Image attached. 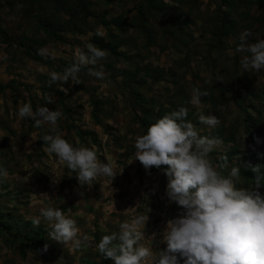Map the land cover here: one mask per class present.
<instances>
[{"label":"rangeland","instance_id":"374dc122","mask_svg":"<svg viewBox=\"0 0 264 264\" xmlns=\"http://www.w3.org/2000/svg\"><path fill=\"white\" fill-rule=\"evenodd\" d=\"M158 2L160 12H150L147 0H0V166L9 173L0 183V264H114L102 259L99 240L118 232L122 222L147 214L142 243L154 254L165 249L166 221L178 207L167 200L162 171L152 168L149 175L133 160L134 142L181 106L201 135L221 139L210 159L226 163L225 174L239 165L240 185L251 187L254 179L243 174L253 173L245 166L260 165L264 172V70L243 72L242 54L235 50L246 29L264 38V0H250L231 13L239 27L220 45L211 29L226 9L221 0ZM140 6L144 20L137 16ZM115 16L126 22L124 32L112 23ZM97 29L106 35L96 36ZM88 43L109 53L100 62L105 79L88 75L85 67L78 74L81 84L64 85L67 93L60 85L49 87L48 73L63 72ZM40 48L55 52L56 59L38 55ZM193 88L209 92L199 107L190 103ZM44 95L55 103L45 105ZM24 103L34 111L47 106L63 112L58 121L63 137L95 149L102 162L111 160L119 173L112 184L101 178L81 187L76 173L45 151L41 137L49 125L36 128L31 119L18 118ZM200 114L215 115L221 123L209 129L199 123ZM41 207L74 218L90 246L73 252L50 239L45 221L40 226L31 221ZM45 244L48 251H39Z\"/></svg>","mask_w":264,"mask_h":264},{"label":"clouds","instance_id":"9594fccd","mask_svg":"<svg viewBox=\"0 0 264 264\" xmlns=\"http://www.w3.org/2000/svg\"><path fill=\"white\" fill-rule=\"evenodd\" d=\"M95 35L104 37L106 34L97 29ZM86 49H77L73 62L63 72L48 73L49 87L60 85L59 89L67 93L69 89L64 85L81 84L78 74L85 67L88 75L105 79L100 62L107 59L108 51L91 43ZM235 50L242 54L243 72L264 70V38L246 29L240 33ZM37 54L45 59H56L55 52L48 48L38 49ZM208 95L207 90L193 88L190 103L199 107L201 98ZM42 99L45 105L55 103L50 95ZM17 115L21 120L34 121L36 128L49 125L48 132L41 137L47 145L45 151L75 172L81 187L90 188L101 178H109L112 184L119 174L111 160H100L95 149L74 146L63 137L58 129V121L63 117L60 110L38 106L34 111L31 103H24ZM187 115L188 108L184 106L166 113L134 142L133 160H138L149 175L152 168L162 171L167 177V200L178 207L177 214L166 221L163 231L166 248L154 254L153 247L142 243L146 239L143 230L148 214L141 215L122 222L118 232L102 236L96 245L102 259H110L114 264H180L181 259L183 264H264V194L260 191L264 188V172L261 166L246 165L254 174V182L251 187L240 185L241 166H233L225 174L226 163L215 165L210 159V154L221 145V139L201 135L186 119ZM198 120L209 129L221 123L215 115L200 114ZM8 175L7 169L0 166V183L6 181ZM152 191L154 193L155 188ZM42 220L50 229V239L69 246L71 251H82L90 246L89 237L81 233L77 221L61 209L41 207L39 215L31 221L34 226H40ZM48 249L49 245L45 244L39 251Z\"/></svg>","mask_w":264,"mask_h":264},{"label":"trees","instance_id":"16d2710c","mask_svg":"<svg viewBox=\"0 0 264 264\" xmlns=\"http://www.w3.org/2000/svg\"><path fill=\"white\" fill-rule=\"evenodd\" d=\"M250 3V0H221V5L224 6L226 9L221 10L219 14L216 15L213 29H211L213 35H215V38L217 39L218 44H223L224 39L230 35H234L236 32V29L239 27L238 20L235 17V15L232 17L231 13L236 14V11L238 10V6H244ZM147 6L150 12H160V6H162L161 3L158 2V0H147ZM153 7H157L154 9ZM145 12L142 9V6L139 7L137 16L140 17L142 20L145 19ZM108 21V20H107ZM112 23L115 24V26L121 31H125V25L126 22L122 21V18L120 16H115L111 19ZM48 21L44 24L47 26ZM50 26V24H49ZM108 45V44H107ZM116 46L113 45L112 48ZM36 59H39V57H35ZM253 124H255L254 121H252ZM248 179H254L253 174H243ZM30 243L34 247L40 246V241L38 240H30Z\"/></svg>","mask_w":264,"mask_h":264}]
</instances>
